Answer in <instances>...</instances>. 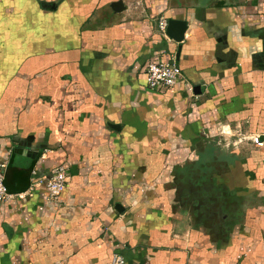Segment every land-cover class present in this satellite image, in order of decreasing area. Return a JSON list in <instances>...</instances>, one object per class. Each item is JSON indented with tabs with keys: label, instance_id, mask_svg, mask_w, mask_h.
I'll return each mask as SVG.
<instances>
[{
	"label": "crops",
	"instance_id": "obj_1",
	"mask_svg": "<svg viewBox=\"0 0 264 264\" xmlns=\"http://www.w3.org/2000/svg\"><path fill=\"white\" fill-rule=\"evenodd\" d=\"M0 163V264H264V0H0Z\"/></svg>",
	"mask_w": 264,
	"mask_h": 264
},
{
	"label": "built area",
	"instance_id": "obj_2",
	"mask_svg": "<svg viewBox=\"0 0 264 264\" xmlns=\"http://www.w3.org/2000/svg\"><path fill=\"white\" fill-rule=\"evenodd\" d=\"M156 25L159 31L165 32L167 19L162 16L159 17L157 19ZM183 79L184 75L182 70L173 58L152 60L146 64L145 82L146 86L150 89L160 92L171 90L177 83L183 81ZM188 89H191V86H189ZM246 140L252 142L256 146H261L263 144V141L260 139L259 135H245L240 133L236 136V139L232 140L230 143L235 146L241 141ZM5 169L6 164L0 163V202L7 201L11 196V194L7 192L4 182ZM67 174V167L63 164H59L48 176L32 183L31 187H34L40 183L44 184L46 189V199L49 202L56 203L59 201V196L65 187ZM123 261L124 258L121 254L114 253L112 255L111 264H122Z\"/></svg>",
	"mask_w": 264,
	"mask_h": 264
},
{
	"label": "water",
	"instance_id": "obj_3",
	"mask_svg": "<svg viewBox=\"0 0 264 264\" xmlns=\"http://www.w3.org/2000/svg\"><path fill=\"white\" fill-rule=\"evenodd\" d=\"M118 8L120 9V2H116ZM187 28V22L183 19H177L173 17L167 18V25L165 28V33L172 39L179 41L183 39L184 32Z\"/></svg>",
	"mask_w": 264,
	"mask_h": 264
}]
</instances>
